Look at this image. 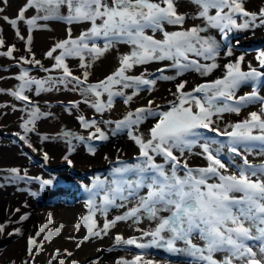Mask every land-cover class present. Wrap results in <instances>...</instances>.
<instances>
[{
    "label": "snow or ice",
    "instance_id": "obj_1",
    "mask_svg": "<svg viewBox=\"0 0 264 264\" xmlns=\"http://www.w3.org/2000/svg\"><path fill=\"white\" fill-rule=\"evenodd\" d=\"M190 3L198 8L193 17L178 13L175 0H26L16 18L2 16L0 19L13 28L17 27L18 21H24L28 25L29 44L32 40L30 33L38 27V20L57 19L68 24H87L88 27L75 38L69 28L68 37L56 42L45 53L46 58L54 61L53 68L62 71V78L36 79L29 77L25 69L16 77L22 83L11 95L30 103V98L24 93L26 90L31 91L33 85L39 95L51 91L57 84H73V90L85 96V103H89V95L95 97L90 106L97 113H103L113 108L114 97H125L123 102L127 105L142 88L152 90L156 80L145 78L143 74L129 75L134 67L168 60L172 62L171 67L177 70V75L189 70L206 75L218 65L202 64L191 56L215 60L219 55L220 44L214 37L202 33L214 28L227 39L233 29L264 27V7L258 12H249L243 7V0H190ZM29 8H34L37 15L26 19L25 12ZM62 8H66V15L61 13ZM212 10H215L214 14H211ZM0 12H3L2 7ZM238 17L245 19L238 24ZM187 18L201 19L203 25L185 28ZM165 24L179 26L180 30L164 31ZM147 29L153 33L161 31L163 38L156 39L146 34ZM16 35L21 40L25 39L18 30ZM97 41H103L102 46ZM118 44L130 46L129 53L120 56L118 67L96 83H86L88 71L82 73L83 78L73 75L66 63V58H78L79 67L88 69L92 62ZM3 45L4 40L0 37V47ZM13 51L14 46H11L6 52H0V55L12 57ZM227 55H232L231 50ZM21 59L24 63L39 66L43 71H50L43 67L40 60L35 59L34 54L31 60ZM256 59L259 68L264 69V50L258 52ZM243 62L244 56L241 55L235 62L225 65L226 73L222 78L197 85L191 91H184L187 82H181L172 93L174 99L169 101L166 110H154L155 101L149 100L146 107L128 111L115 122V131L128 130V136L138 146L139 155L133 163L119 162V166L111 170L110 180L97 176L92 188L87 189L90 196L86 207L90 214L82 218L87 226V234L77 243L78 248L92 237H101L102 232L106 235L107 230L115 227L117 222L132 220L133 223H140L146 219L155 222L153 230L137 229L142 231L140 238L124 239L117 234L116 243L134 245L137 249L164 248L169 253L190 258L189 264H264V162L254 165L249 162L247 155L258 148V154L264 156V97H260L255 89L245 96H235L242 83H258L264 79V71L252 67L250 63L249 70L243 71ZM157 71L163 73L165 69ZM174 78L167 75L159 77L163 80ZM124 89L133 91L126 96ZM256 102L261 105L260 112H250L248 118L229 125L231 131L228 127L223 131L213 127V116L225 112L239 114L242 107ZM40 115L38 107L30 111L29 119L21 125L25 132L33 131L29 125H34ZM149 117L155 118L156 122L145 136L139 132V126ZM79 120L85 129L95 127V132L89 134L88 140L107 139L96 126V120L88 121L83 116ZM202 129L229 138V150L242 157L241 164L233 163V173L229 174L228 165L220 159L224 145L214 137L204 136L200 131ZM64 135L73 137L69 132ZM73 138L85 140L83 136ZM20 139L28 143L25 136H20ZM241 145L244 147L243 153L237 147ZM28 146L32 147L30 143ZM195 147L201 149L198 154L205 157L207 166L194 169L189 167L186 160L180 159L186 152L192 154ZM89 151L94 150L90 147ZM157 157L161 158V162H157ZM44 159L48 160L47 153ZM64 160L72 164L67 155ZM12 171L18 174L17 169ZM49 183L51 181H42L43 185ZM101 192L102 203L97 206L96 197ZM129 203L133 204L131 208L127 207ZM111 207L125 208L126 211L110 221L106 220L101 230L94 231L95 221L89 224L91 216L97 210L106 215ZM23 219L27 217H21ZM51 223L49 218L48 224ZM48 224L42 226L35 235L39 237L44 233ZM5 227L0 224V234L5 232ZM62 227L50 231L43 239L50 240L52 236L59 235ZM75 227L79 231L81 225ZM15 232L19 233L20 229H15ZM144 237L150 239L141 242ZM194 238L203 243H193ZM178 241L183 242V248L176 246ZM34 247L38 254L42 245H38L35 237L30 236L27 247L29 256L34 255ZM64 252L67 256L72 255L67 249ZM217 253H222V258L217 259ZM59 255L57 250L53 259H57L58 264H65ZM49 264L52 262L49 261ZM72 264L77 262L73 261ZM118 264H152V261H144L142 255L138 254L130 261L122 259Z\"/></svg>",
    "mask_w": 264,
    "mask_h": 264
},
{
    "label": "rangeland",
    "instance_id": "obj_2",
    "mask_svg": "<svg viewBox=\"0 0 264 264\" xmlns=\"http://www.w3.org/2000/svg\"><path fill=\"white\" fill-rule=\"evenodd\" d=\"M262 2H264V0H262ZM12 3L15 5H14V7L10 8V4H12ZM22 3L25 4L26 0H0V6L3 8V12H0V17L7 16L10 19L16 18L17 13L19 12L20 8L22 6L24 7V5H22ZM243 7L245 8V10H247L249 12H254L249 7H247L245 5V3H243ZM28 10L31 11L32 13L31 14H25L26 19L37 15V12L34 8H29ZM63 12L67 13L66 8L61 9L62 14H63ZM40 15H43V13H40ZM242 18L243 17H238L237 20L243 21L245 19V18H243V19ZM55 21H61V20L55 19ZM37 25H39V24L37 23ZM6 26L10 27L11 25L8 22L4 21L3 19H0V37H2L4 40V45L2 47H0V52H6L8 47L14 46V51H13L12 57L0 55V58H1L0 59V170L11 173L12 169L18 170L20 168L21 170L19 169L18 173L22 172L21 173L22 176H25V175H31V177L34 176L33 179L31 178V180H32V183H34L36 186H38V185L42 186L41 185L42 177L41 176L38 177L36 175L37 173L42 172V174H43L42 176L46 178L45 180L51 181L50 184L54 185L53 188H55V189H57L58 186L60 185V184H57L59 182V180H62L64 178H66L67 180L69 179L72 181H80L81 182L80 179L83 175H84L83 178L85 179V177L87 175H98L99 174V175H105V177L108 180H110V178H112L111 177L112 167L114 168L116 166H119V162H121V160L117 161V163L116 162L113 164L110 163V165H106L102 162L94 164V162L91 161L93 159V155L96 154V155L100 156L104 152L106 153V151L110 150V149H111V151L112 150H118L119 148L127 150V147H130V146L134 147L135 142H133V140L131 138L127 139L128 136H126L127 135L126 133H122V134L113 136L115 133V132H113V133H110L112 135H109V137H107V139L96 141V140H88L87 139L88 136L86 134L85 135L82 134V133H84V131L80 134V132L77 130V128H73V129L65 128L63 130V132H58V130L52 131L54 128H56L55 124L57 123V121L61 120V119H65V118H71V117L72 118H74V117L79 118L80 116H83L88 121L99 120L100 123H103L104 121H108L111 119V117H109L111 115L106 116L105 111L101 114H97V112H95V109L93 110V109L89 108L90 103L95 100V97L89 95L87 97V100L89 101V103H85L84 102L86 99L85 96L81 95V93L79 91L73 90V84H67V86H65L64 84H57L55 87H53V89L51 91L41 92L39 95L36 94V91L34 90L35 85H33L32 89L34 90V92L32 90L31 91L26 90L24 93L25 95H27L30 98V103L26 102V101L18 100L14 96H12L11 92L17 90V88L19 86L18 83H22L21 81L17 80L16 77L25 69L28 70L29 77H34L36 79L52 78V79L59 80L60 78H62L63 73L61 70L54 69L53 66H51V62L53 60L50 58H46V56H45V53L48 50H50L54 45L50 46V48H47L44 51L35 48L34 47L35 41L33 38L34 36H36L35 33L34 34L30 33L32 40H31V43L29 44L28 40H26V38L29 36L28 35L29 32L27 29L28 25L24 21H18L17 27L16 28L12 27L10 29L12 31L14 29L18 30L20 32V34L25 37V39H23V40H21L19 37H17V35L15 36L14 33L9 34L8 32H6ZM34 30H35V28H34ZM240 31L241 30H239L236 33L232 32L230 35H228L227 39H225V41H224V44L226 46H229L231 42L238 40L236 37H238V33ZM243 34H244V30H242V32L239 33V36H241ZM231 37H232V40L230 41L229 39ZM39 41H40V37H39ZM247 45L248 46L241 48L240 52L245 53V54H250V53L256 54V53H258V51L264 50V37L260 38L259 40L256 39V41H254L251 44H247ZM29 48L31 49V52H29ZM33 54H34L35 59L40 60L43 67L50 69V71H43L39 66H36L34 64H31V63H24V60L21 59V58H24L27 60H31L33 58ZM55 54H58V52L54 53V55ZM191 58L195 59L193 57H191ZM2 59L5 61H3ZM66 63H69V62H66ZM78 64H79V61L77 62V65L74 63V65L70 64L68 66H69L70 70L72 71L73 75L79 76L81 78H83L82 73L84 71H88L89 76H88V79L86 81L87 84L96 83L99 80H103L107 76L106 74H98L96 71H93L91 67L88 69H83V70H82V68H80L81 70H79L77 68V66H79ZM147 71H149V70H147ZM147 71H142L141 73H138L137 75L143 74L145 76V78L155 79V77L152 75V73L150 74ZM159 73L161 74V76L164 75L161 72H159ZM146 76H148V77H146ZM156 81H157V79H156ZM262 82H263V86H264V79H262ZM255 84H256V86L261 88L259 83L256 82ZM155 86H156V83L152 87V90H153V88H155ZM46 87H47V85H46ZM60 88H62V89H60ZM59 90H60V92H61V90L69 92L70 97L58 96L56 94V92ZM142 90H145V91H142L143 94H145L144 92H147V88H142ZM139 93H141V92H139ZM123 98H125V97H117L114 104L124 103ZM81 104L89 106L88 109L87 110L85 109L86 111L84 109H82ZM255 104L260 105L259 102H256ZM34 107L39 108L40 113H41L40 118L35 121L34 125H29L30 128H33V131L25 132V130L21 127V125L26 120L29 119V113ZM166 109H167L166 107L163 108V110H166ZM57 111H58V113H57ZM71 114H73V116ZM63 115H65V116H63ZM52 119H54V120H52ZM212 119L215 120L214 116L212 117ZM153 120L155 121V118H153ZM154 124L155 123H153V125ZM223 125H224L223 122L221 123L220 121L215 120L213 127H217L221 131H223ZM200 131L205 132L206 136L212 137V134L216 135L215 133L209 132V131L204 130V129H202ZM229 131H231V128L229 129ZM66 132L72 133L73 137L83 136V137H85V140L81 141V140L77 139V141H75L76 139H74L73 137H66L64 135V133H66ZM20 136H25L28 143H25L24 140H21ZM221 137H226V136H221ZM66 138H67V140H66ZM43 139H44V141H43ZM72 139L74 140V142ZM54 140H55V142H54ZM39 141H40V143H39ZM228 142H229V140H228ZM29 143L32 145L31 148L28 146ZM255 143H258V142H255ZM56 145H58V148L55 147ZM88 146H90L92 149L94 148L93 150L95 152L89 151L90 147H88ZM45 147H47V148H45ZM237 147L240 148L239 150L242 153L244 152L243 146H237ZM33 148L35 149V151H33ZM135 148L138 149V146L136 145ZM70 149H71V151H69ZM200 152H201V149L199 147H195L192 149V154H189L186 152L184 154V156L180 157V159L186 160L189 167H192L194 169L200 168V167H205V166H207L208 162L204 156L198 154ZM45 153H47L49 161L48 160L44 161L45 159L43 156L45 155ZM221 153L225 154V158L223 157L224 159L222 158L221 160L226 165H228L229 174L233 173L235 171V168L233 167V163L234 164H241L242 163V157L237 156L235 153H233L231 151L229 153H225V151H223V149H221ZM70 154L73 157H69ZM78 154L81 155L82 158L86 157V159H84L81 163H79V160L76 158ZM66 155L72 161L71 165H69L67 163V161L64 160V157ZM138 155L139 154L136 153V155H134V156H131L129 158L127 157L126 159H123L122 162L133 163V162H135V158ZM247 155H248V160L250 161V163H254V165H258L261 162H263L262 157L260 155H258L256 152L250 153ZM12 158H18V160L12 161L11 160ZM50 158L52 160H50ZM22 161L25 164L20 165V166H16L14 164L17 162V164L19 165V163ZM72 171L79 172L78 176L74 175L72 173ZM12 173H15V172L12 171ZM102 179H104V178H102ZM87 180H88V178H87ZM32 183H31V185H32ZM2 185H3V182L0 181V186H2ZM40 186H39V188H40ZM37 194L39 196V197H37L38 199L29 195L30 197H32L31 199L33 200V201L31 200V202L29 203L30 204L29 206L26 205L25 201H19L21 207H16V210H18V211H16L17 213L15 212L13 214L12 218L9 220V225H10L9 229H5V230L15 234L16 233L15 232L16 226H19V228H20V226L24 227L25 224H27V222H34L35 217L37 215V214H34V212H35V210L37 212H39L38 209H41V208L45 209L47 207L49 209H53V211H61L63 213H70V212L75 211V213H77V214L79 213V211L81 212V208H83L82 210H85V208H86V202H87L86 195H82L83 194L82 191L77 187H72L71 189H69L67 187H65L64 189L58 188V190H56L55 192H49L48 194H46V196L43 194H42L43 196H40L41 193H37ZM52 194H53V196H52ZM81 195H82V198H80ZM102 195H103V193L101 192V194L99 196H102ZM83 199H85V200H83ZM5 202H6V200H5ZM9 206L10 205H9L8 201L6 203H4V206L0 205V207L6 211H7ZM19 215L21 217L26 216L27 219L21 220ZM0 224H2V219L0 221ZM27 226L28 225H26L25 227H27ZM130 226L131 225L128 224L127 228L122 233V237L127 236V235L128 236L129 235H136V236H130V237H136L137 238L139 236V233H137L138 236H137V234H133L134 230H133V228L129 229L132 227V226L131 227ZM141 230L143 231L144 229H141ZM13 234L9 235V236H8V234L6 236H3V234H0V236H1L0 237V251L1 252H5L9 248L10 245L15 243V240L18 237L16 238V236ZM86 234H87V231L85 230V232H83L82 235H78L79 237L74 239V241L57 239V240H54L52 242L49 240L45 241L44 239H42L43 237H41V235L39 237L34 235L35 239L38 241V245H42V248H40L38 254H36L37 249L34 247V249H33L34 255L33 256H24L23 255L25 258L23 256L20 257V255H19L20 258H18V257H10V258L4 257L3 258L2 256H0V264H13V262H14V264H25V262H27V264H49V261H51L52 264H58V260L53 259V257L57 253V250H59V252H60L59 259H64L65 264H72L73 261H76L77 264H103L104 258H106V257H111V258L119 257V256H121V254H119L118 252L121 251V249L124 250L125 248H128L127 245H123V246L119 247L118 244H116V241H114L115 237H112L108 240L106 238L105 234H103V232L101 233V235H103L102 239H100L101 237H92V238L87 240L88 242L85 241L78 248L76 246L77 243H79V241L82 240L84 238L83 236H85ZM65 249H67L68 252H71L72 255L67 256V254L64 252ZM133 249L135 250V251L133 250V252H136V253L139 250H141V251L145 250V249H137L136 247L134 248V245H133ZM26 254H28V253H26ZM155 256H157L158 258H164V253L159 252V254L157 253V254H155ZM186 259H187V257H186ZM169 261H170L169 263H177L179 260L177 258L171 256ZM110 264H118V262L115 261L114 263L112 262Z\"/></svg>",
    "mask_w": 264,
    "mask_h": 264
},
{
    "label": "bare ground",
    "instance_id": "obj_3",
    "mask_svg": "<svg viewBox=\"0 0 264 264\" xmlns=\"http://www.w3.org/2000/svg\"><path fill=\"white\" fill-rule=\"evenodd\" d=\"M243 3H245V5L247 7H249L254 12H258L261 7H264V2H262V0H243ZM14 5L15 4H13V3L10 4V8L14 7ZM22 5H25V4L22 3ZM175 6H176V11L180 14H185L186 17H193L198 12V8L194 4L190 3V0H175ZM31 13L32 12L29 10H27L25 12V14H31ZM214 13H215V10H212L211 14H214ZM63 14L66 15L67 13L63 12ZM242 22L243 21H241V20H239V21L237 20L238 24L242 23ZM37 23L40 26L38 25V27H36L35 30L33 29L34 31L31 32V34L35 33V35H36L33 37L34 41H35V46L34 45L33 46L35 48L43 50V51L47 48H50V46H53L56 42L66 39L68 37V29L69 28H71L72 37L75 38V37L79 36V34L82 30H84L85 28L88 27L87 24H68L66 21H62V20L61 21H55V19H51V20H47V21H45V20L39 21L38 20ZM193 25H203V21L201 19H192V18H187L185 20V23H184L185 28L191 27ZM11 28H12V26H10V27L6 26V32H8L9 34L14 33L16 36L17 30L14 29L12 31V30H10ZM177 30H180L179 26L167 25V24L164 25V31L171 32V31H177ZM243 30H244V34L239 36V33L242 32V30H241L238 33V37H236L238 40L231 42L229 46H226L224 44L225 39L223 38L222 34L217 29L209 28L206 33H202V35L214 37L220 44L219 55L215 58V60H204L203 58L191 56L195 59H199L202 64L210 65L211 63H216L218 65L217 68L213 69L210 73H208L206 75H201L199 72L192 71V70L185 71L183 73V75H177L176 74L177 70L175 68L171 67L172 62L168 61V60L154 61V62L145 64V65L134 67L129 72V75H137L138 73H141L142 71L149 70L147 72H149L150 74L152 73V75L155 77V80L157 79L155 88H153V90H151V91L147 90V92H144L145 94H143V92H142L145 90L141 89V91H140L141 93H139L137 96H134L132 101H130L129 104H127V105L124 103L114 104L112 109L105 111L106 116L111 115V116H109V117H111V119L108 121H104L103 123H100L99 120H96L97 121L96 126L99 127L104 132L106 137H109V135H112L110 133H113V132H115L113 136H116V135H119L122 133L127 134V131H128L127 129L115 131V122L122 119L123 116L126 115V113L128 111H133L136 108H140V107H146L148 105L149 100L155 101V105H153L154 110L162 111L163 108H165V107L168 108L169 107V101H172L174 99L172 93L176 91V87L178 84L186 81L187 83L185 84L184 91H191L197 85L209 83V82L215 81L216 79L222 78L226 73L225 65L230 63V62H235L238 59V57H240L241 55L244 56V62L241 63V69L243 71L249 70L248 69L249 63L251 64L252 67H255L258 69L259 68V61L256 59V56L258 53H256V54H251V53L245 54V53H241L240 51H241V48L248 46L247 44H251L254 41H256V39L259 40L260 38L264 37V27H255V28H249V29H243ZM238 31L239 30L233 29L231 32L228 33V35H230L232 32L236 33ZM146 34L153 35L154 38H156V39H162L163 38V33L161 31H156L155 33H153L151 29H147ZM39 37H40V41H39ZM26 40H28V39L26 38ZM97 43H98V45L102 46L103 41H97ZM229 50H231V52H232L231 56L227 55V52ZM129 51H130V46H128L126 44H118L114 48H111L109 51H107L100 59L92 62L91 68L93 71H96L98 74L108 75L111 72H113L116 69V67H118V62H119L120 56L129 53ZM3 61H5V60H3ZM78 61H79L78 58H72V57L66 58V62H69V63H67L68 65H70V64L74 65V63L77 65ZM52 62H51V66L54 65V62L53 63ZM77 68L79 70H81L79 66H77ZM158 69H165V71L163 72L164 75L172 76L175 78L171 79V80L159 79V77H161V74L159 73V71H157ZM258 70L264 71V69H260V68ZM146 77H148V76H146ZM255 83L256 82H253V81H248L246 83H242L241 86L236 90L235 96L236 97L245 96L247 94H250L253 91V89H255V91L258 93V95L260 97H264V86H263L262 80L260 82H258L260 84L261 88L256 86ZM18 84H20V83H18ZM60 89H62V88H60ZM34 90L32 89L33 92H34ZM123 91L125 92V95L127 96V95H130L132 93L133 89H124ZM56 94L60 97L61 96L70 97V93L67 91H63V90H61V92H60V90L57 91ZM116 98L117 97H114V102L116 101ZM104 99L106 101V96L104 97ZM156 105H159L158 109L156 108ZM88 107L89 106L81 104V108L84 110L85 109L87 110ZM89 108L94 110V108H92L91 106ZM260 110H261V105L252 103V104H248L246 107H242L239 114H236L234 112H225V113H222L218 116H214V119L216 121H220L221 123L222 122L224 123V125H223V130H224L229 125L235 124L237 122H241L242 120L248 118V115L250 112H253V111L260 112ZM57 113H58V111H57ZM97 114H101V113H97ZM71 115L73 116V114H71ZM63 116H65V115H63ZM52 120H54V119H52ZM215 120H213V121H215ZM105 122H110V123H105ZM153 123H155V121L153 120V117H149L147 120H145L139 126V132L143 133L146 136L148 129L153 126ZM55 127L56 128H54L52 131L58 130V132H63V130L65 128H71V129L77 128V130L80 132V134L84 131V133H82V134H84V135L86 134L87 136H89L90 133L95 132V127L85 129L82 126L78 117H74V118L71 117V118H65V119L58 120L57 123L55 124ZM229 129L230 128L228 127V130ZM204 130H206V129H204ZM202 134L204 136H206L205 132H202ZM126 136H128V134ZM221 136H216V135L212 134V137H214L221 144L224 145V147L222 148L223 151H225V153H229L230 152L229 146H228L229 145V142H228L229 138L221 137ZM128 138H130V137L128 136L127 139ZM66 140H67V138H66ZM92 140L97 141L99 139H92ZM43 141H44V139H43ZM75 141H77V139ZM54 142H55V140H54ZM73 142H74V140H73ZM39 143H40V141H39ZM135 146L136 145L134 144V147L133 146L127 147V150L119 148L118 150H112L111 151V149H110V150H107L106 153L104 152L100 156L95 154V155H93V159L91 161H93L94 164L102 162L106 165H110V163L113 164L115 162L117 163V161H119V160L122 161L123 159H126L127 157L129 158L131 156H134V155H136V153L139 154V149L135 148ZM55 147L58 148V145H56ZM88 147H90V146H88ZM213 147H215V146H213ZM45 148H47V147H45ZM254 152H256L258 154L259 149L254 148L251 151V153H254ZM176 154L179 155V153H176ZM69 157H73V156H71V154H70ZM223 157L225 158V154L221 153L220 159H222ZM261 157H262V160L264 162V157L263 156H261ZM76 158L79 160V163H81L84 159H86V157L82 158L81 155H79V154L77 155ZM11 160L16 161V160H18V158H12ZM50 160H52V159L50 158ZM17 162L14 163L16 166H20V165L25 164L22 161L18 165ZM157 162H161L160 157H157ZM252 164H254V163H252ZM112 169H113V167H112ZM21 173L22 172H20L18 174L12 173V171H11V173H8L6 171L0 170V181L3 182V185L0 186V189H1L0 190V205L4 206V203H6L7 201L9 202L10 206L12 205L11 207L10 206L8 207L7 211L3 210L0 207V217H1L0 221L2 219V224L6 225L5 229H9V227H10L9 220L12 218L13 214L17 211L16 207H21L19 201H25L26 205H28V206L30 205L29 203L31 202L32 197H30L29 195L33 196L34 198H37V197H39L37 193H41L40 196H43V195L46 196V194H48L49 192H55L56 190H58V188L64 189L65 187H67V188L71 189L72 187H77L82 191V193H83L82 195H86V200L88 201L90 193L87 191V189L92 188V185H93L95 178L97 176H99L101 179L106 178L105 175H99V174L98 175H87L85 177V179L83 178V176H84L83 175L80 179L81 182L80 181H72L69 179L67 180L66 178H64L62 180H59V182L57 184H60V185L58 186L57 189H55V188H53L54 185H52L50 183L47 185L42 184V181H45V179H46L45 177L42 176L43 175L42 172H39L36 174L38 177L39 176L42 177V181H41L42 186H40V185L36 186L34 183H32L31 178L33 179L34 176H32V177H31V175L22 176ZM72 173L74 175L78 176L79 172L72 171ZM87 178H88V180H87ZM31 183H32V185H31ZM39 186H40V188H39ZM82 195L80 196V198H82ZM237 195H239V194H237ZM52 196H53V194H52ZM97 197H96L95 202H96V205L99 206L102 203L103 195L99 196L98 198ZM5 200H6V202H5ZM83 200H85V199H83ZM117 203H119V201H117ZM132 206H133V204L129 203L127 207L131 208ZM82 209L83 208H81V212L78 210L79 211L78 214L75 213V211L70 212L71 214L70 213H63L61 211H53V209H49L47 207L45 209H42V208L38 209L39 212H37L35 210L34 214H37V215L35 217L34 222H27V224H25V226L28 225L27 227L20 226V228H19V226H16V229H20V232L15 233L13 235H15L16 238L17 237L18 238L15 240V243L10 245L6 251L4 250L5 252L0 251V256H2L3 258L4 257L5 258H10V257L20 258L23 255L29 256L28 254H26L27 253V247H28V238L30 236L35 237L36 232L42 226H44L45 224H48L49 218H51L52 223L48 224V228L45 230L44 233H41V237L48 235V233L50 231H55L56 228L63 225L64 228L63 227L61 228L59 235L52 236V238L49 241L52 242V241L57 240V239L74 241V239L79 237L78 235H82L83 232H85V230L87 231V226L84 225L82 218L85 216H89L90 213H89V209L87 207L85 208V210H82ZM124 211H126L125 208L111 207V208H109L107 214L105 215V214H102L100 211L97 210L95 212V214L93 216H91L89 224H91L92 221H95V225H94L93 230L99 231L103 228V225L106 222V220L110 221V220L114 219L117 215L123 214ZM20 218H21V216H20ZM77 224L81 225L79 231H77V229L75 227ZM128 224H130L132 226V227L130 226L131 228H129V229L133 228V230H134L133 234L139 233V236L137 234V236H138L137 238H140L142 236V232L141 231L138 232L137 229H140V230L144 229L143 231H151L155 228V222H150L146 219L140 223H133L132 220L120 221V222H117L115 227H112V228L107 230V234L105 235L106 238L109 240L112 237H116L117 234L122 236V233L127 228ZM8 233H11V232L5 230V232L3 233V236H6ZM130 236H136V235H129V236L127 235V236H124L123 238L128 239V238H130ZM102 238H103V235H101L100 239H102ZM149 239H150V237H144L143 241H141V242H147ZM45 241H47V240H45ZM86 242H88V241H86ZM193 243L202 244L203 242L200 241L198 238H194ZM123 245H125V244H123V243L118 244L119 247L123 246ZM127 246H128V248H125L124 250L121 249V251L118 252L119 254H121V256L115 257V258L106 257L103 259V261H104L103 264H108V263L110 264L112 262L114 263L115 261L118 262L122 259L130 261L138 254L142 255V258L144 261H152V264H189L190 258L187 257V259H186V257L182 254L169 253L164 248L152 247V248L145 249L144 251L139 250L136 253V252H133V250H134L133 245H127ZM176 246L179 248H183L184 244H183V242L178 241ZM134 248H135V246H134ZM159 252L164 253V258H158L157 256H155V254H157V253L159 254ZM19 255H20V257H19ZM222 255H223L222 253H217L216 258L217 259L222 258ZM171 256L177 258L179 261L177 263H169L170 262L169 259Z\"/></svg>",
    "mask_w": 264,
    "mask_h": 264
},
{
    "label": "water",
    "instance_id": "obj_4",
    "mask_svg": "<svg viewBox=\"0 0 264 264\" xmlns=\"http://www.w3.org/2000/svg\"><path fill=\"white\" fill-rule=\"evenodd\" d=\"M230 41L232 40V38L229 39Z\"/></svg>",
    "mask_w": 264,
    "mask_h": 264
}]
</instances>
